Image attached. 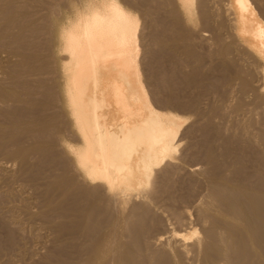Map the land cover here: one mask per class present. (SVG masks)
I'll list each match as a JSON object with an SVG mask.
<instances>
[{
  "label": "bare ground",
  "instance_id": "6f19581e",
  "mask_svg": "<svg viewBox=\"0 0 264 264\" xmlns=\"http://www.w3.org/2000/svg\"><path fill=\"white\" fill-rule=\"evenodd\" d=\"M213 1L142 0L140 3L144 4L145 10L141 6L142 11L139 8L141 13L137 15L129 9L135 8L130 6L133 0H0V263L3 258L6 259L5 264H17L18 259L23 263L28 251L25 246L32 239L46 240L49 250L47 254L44 252L46 255L39 262L29 264H264V168L260 169L264 165V157L252 152L257 147L254 144L261 147L264 144V130L254 141V137L249 135V128L253 126L250 120H247L242 136L233 135L226 140L227 144L224 143V149L219 147L223 149L222 154L215 151V155V147L205 144L204 163L210 166V170L218 171L225 163L234 165L235 170L227 174V180L223 179L230 185L214 181L211 177L207 186L211 195L221 203L209 199L210 196L207 198L211 202L205 201L209 202L211 213H207L205 202L206 211L200 206L195 209L196 220L200 222L198 227L207 224L202 235L192 227L186 228L190 224L182 215V219L185 217V224L181 221L182 226L177 220L180 226L175 223V230V227L173 230L167 227L171 231L166 230L163 235L157 232L158 236L147 238L148 225L152 230L157 223L154 218L158 215L157 212H154L156 215L153 213L155 217L150 214L154 211L151 203H157L161 192L169 195L168 190L173 187L169 177L172 178L175 171L171 166L175 165L176 156L182 153L178 151L184 149L181 145L182 149L178 150L180 144L177 141L183 124L171 110H183L188 99L191 103V98L197 100L201 95H191L186 99L189 94L185 96L184 93L190 89L188 86L183 94L180 92L179 89H186L185 85L197 83L187 74L176 71L181 66L173 68L179 76L173 74L172 69L169 74L176 77L174 81L178 79L176 81L180 82L181 78L184 87L173 82L174 77L167 74L166 69L165 72L163 69L150 72V78L143 79L141 63L150 50V44L143 42V31L140 32V28L145 26L142 23L144 17L150 12H156L154 15L162 12L164 15H161H167L172 21L168 24L173 29L174 25L178 27L174 33L181 29L186 31L184 37L181 32L176 33L183 38L179 35L172 38V28H165L163 34L156 28L163 35L157 38L155 29L161 59V55L171 49L188 57L197 47V43L195 46L193 42L191 44L192 37L190 43L186 42L190 35L194 33L193 38L197 35L201 41L203 31H197L195 20L199 10L201 23L205 24L202 26H207L206 29L212 30L211 34L215 36L212 39L218 48L217 58L224 68L220 72L222 81L228 84L235 82L241 99L233 106V111L246 109L248 101H244L245 105L242 100L248 96L252 99L248 113L252 109L260 110L264 120V0H228L222 8L211 7ZM70 3L76 4L73 5L77 7L75 16L66 26L61 25L56 33L55 19L63 9L66 13L72 11ZM158 19L152 21L150 17L151 22ZM153 24L149 22L150 26ZM187 31L191 33L189 36ZM204 32H207L206 36L209 34ZM168 37L172 38L170 43ZM181 38L186 41H181ZM210 55L206 56L211 58ZM173 58L174 62L176 58ZM210 60L212 62V58ZM200 62L198 59L199 65ZM157 64L153 63L151 71ZM168 76L173 77L172 80ZM164 77L167 80H161ZM150 82L154 84L153 91ZM198 85L202 86L201 83ZM196 86L192 89L195 90ZM201 86L199 89L197 86L199 91ZM227 87L221 96L225 97ZM152 93L159 95L158 101ZM209 93L213 92L207 91V97ZM190 103L185 105V110ZM158 104L166 108L163 111L170 109L171 113L169 110L165 113L158 111ZM196 104L195 101L189 107ZM210 111L206 112L208 126L212 125L211 116L217 115V108ZM214 128L212 125L209 130L220 132L219 127ZM237 142H242V146L232 144ZM179 157L183 159V156ZM245 162H250L251 166ZM190 189L187 195L192 191ZM187 195L184 194L185 197ZM201 198L203 196L200 195ZM184 199L180 203H184ZM159 201L156 206L161 204ZM160 206L157 207L162 214ZM149 214L152 220L148 225L139 223L135 229L129 230V224L143 222ZM227 219H234L235 223ZM162 227L166 229V226ZM37 245L34 246L37 248Z\"/></svg>",
  "mask_w": 264,
  "mask_h": 264
},
{
  "label": "rangeland",
  "instance_id": "374dc122",
  "mask_svg": "<svg viewBox=\"0 0 264 264\" xmlns=\"http://www.w3.org/2000/svg\"><path fill=\"white\" fill-rule=\"evenodd\" d=\"M134 2H131L130 3V6H134L135 8H129L131 11H133V12H135V14H137V15H139L141 12H140V7L142 6V8H143V10H145L144 9V4H142L141 5V3L140 2H142V0H139V1H137V0H133ZM221 1V2H220ZM227 1L228 0H215V1H213L214 2V4L211 6V7H223L224 5H226L227 4ZM138 2V4H136ZM220 2V3H219ZM252 2V1H251ZM140 3V4H139ZM144 3V2H143ZM218 5H217V4ZM222 3V4H221ZM224 4V5H223ZM73 5H76L75 3H70V7H71V9H72V11L70 12V13H66V10H62V12H60V15L55 19V22H54V27H55V29H56V33H57V30L58 29H60V27H61V25H64V26H66L67 25V22L68 21H70L71 19H73L74 18V16H75V13H76V11H77V7H73ZM155 6V5H154ZM138 8V9H137ZM140 8V9H139ZM197 9H199V7L197 6L196 7ZM196 9V10H197ZM209 9V8H208ZM136 10H138V11H136ZM141 11H142V9H141ZM197 12V13H196ZM195 13H196V15H195V20L197 21L196 22V24H197V31L198 32H202L201 33V35L204 37V36H206V33L207 32H204V31H208V35L206 36V37H201V35H200V38H201V41L199 40V38H198V40L196 41V36H194V38H193V34H191V33H189L188 34V31H187V35L189 36L190 34V37L187 39V41H186V39L185 40H183L182 38L184 37L183 35H185L186 34V31L185 30H180L179 32H176V33H180V34H182V36L180 35V34H177V36L180 38V36L182 37L181 38V41L183 40V41H186V42H188V43H190V40H191V44H192V42H193V44L195 43H197L196 45H197V47H194V49L192 50V51H194V54H192L191 56H192V58H194L195 60H192V58H191V56H188V57H184V56H182L181 55V53L179 54V52H176V51H172V49L169 51H165V53L168 55V58H167V55L166 54H163V55H161V57H162V59L160 58V53L158 52L159 51V47H160V45L158 44V39H156V37L157 36H160L161 38L163 37V35L161 36L160 34H159V29L160 30H162V31H160L162 34H163V32H165L164 31V29L165 28H167V29H170L171 30V28L173 29V26L171 27L170 26V24H171V22L172 21H170V20H168V19H170L167 15H166V17L165 16H163L164 15V13H157L158 15H154V13H156V12H152V14H150L149 12H147V13H149V16L151 17V20L152 21H154L155 19H158V21L160 22H158V21H156V22H151V20H150V17L149 16H146V17H144V19H143V22H142V20H141V22L145 25L144 26V29L142 28H140V32L141 31H143V32H141V34H143V42H144V44H145V42H146V44L145 45H149L150 44V46H148V49H150V50H152L151 52H150V50H148V54H146V56L144 55V57L146 58V59H143V61H142V63H141V69H142V71H143V79L144 80H146L147 78H150V72H152L153 73V71H156L157 69H159V70H161V71H163L164 69H166V71L168 72L167 74H169V72H172V71H169V70H173V74L175 73V69L177 68V67H185L184 69H182L181 67H180V71L178 70V69H176V71H178L179 73L181 72L183 75H185V74H187L186 76H188L190 79H192V81H196L197 83H194V85H192L191 83H189L188 85H185V83L183 84V83H181L182 82V80H181V78H179V81L180 82H177L178 81V79H176L175 81H174V79L176 78V77H174L173 75H170V74H172V73H170L169 75L170 76H173V77H170V76H168L169 77V79L170 80H172L171 78H173V82H175L176 84H181V86H183L184 87V85L186 86V89H184V88H182V91H181V89H179L180 90V92L182 93L184 90H187V86H188V88H190V89H188L187 90V92L185 91V96H186V93L187 94H189V95H187V97H186V99L188 98V97H192L193 95L196 97V96H198L199 97V95H201L199 98H196L197 100H195L194 98V100H192V98L190 99L191 100V103H190V101H189V99L187 100L188 102H186V100H185V97L182 95L181 97L182 98H184V100H185V102H186V104L187 103H190V104H188V107H189V105H194L195 104V101H196V103H198V104H196L195 106H190L189 107V109H188V107L186 108V110H185V105L183 106L184 107V109L182 110H178V109H176V111H174L173 109L171 110L172 111V113L174 114V115H176L177 117H179L180 119H181V122H182V130H180L179 132V134H178V137H177V141H178V143L180 144L179 146H180V148H178V150H180V149H182V147H181V145L182 146H184L183 148L184 149H182L183 151H178V152H182V153H180L181 155H177L176 156V162L174 163L177 167H175V168H173V166H175V165H173V166H171L172 167V171H176L177 173H175V171L174 172H172V173H174V174H172L171 172H170V174H172V178H170L169 177V179H171V182H170V185L171 186H173L172 187V191H173V188L175 187V189H174V191H173V194H171L172 192H171V190H168V193H169V195H167L166 193H163V195H162V192L160 193V197H159V199L157 200V203H158V201L160 200V201H162L161 202V204L159 203L158 205H161L162 207H164V209H165V206L167 207V209H163L161 206H160V210L162 211V214H165V212L167 213V211H168V214L166 215L165 214V216L164 215H162L161 213H159L160 211H158L159 210V208L156 206V204L157 203H154L155 201H153L152 203H151V208H152V210H154V211H151V215H153L154 217H155V215L158 213V215H156V217L157 216H164L163 217V219H165L164 221H163V219H161L162 218V216L159 218V217H153L154 219H155V221L157 222L156 223V225H154L155 227L151 230V228H150V224L148 225V223H149V221L150 220H152V217H150V214L147 216V218L145 217L144 219H143V222L141 223L140 221H136V222H134L133 224H129L128 225V227H129V230H133V229H135L137 226H139V223H140V225L141 224H146V225H148V228H149V230H151V231H149L148 230V236H147V238L149 239V238H152V237H154L155 235H159V234H157V232L158 233H160V235H163V233H165V232H167L169 229H171V230H173V228H174V230L177 228V226H180L179 224L181 223V226H182V222H184V218L185 217H187V221H185V222H187V224H190V225H187V227L186 228H189V227H192L194 230H196L197 232H199L198 234L199 235H202V229H204V227H205V229L207 228V224H203V225H200L199 227H198V225H199V221H197L198 219H197V215H196V210L198 209V206H200L199 208H201L202 210H204V211H206L207 210V213H211L210 212V206H209V202L208 201H210L211 202V200H208V198L207 197H210L209 199H213V200H216L217 202L219 201L220 203H221V200H219L218 198H214L212 195H211V190H210V188L208 187L209 186V182H210V179H211V177H212V180H214V181H216V180H218V181H221V182H223L225 185H230V183H229V181H224L223 179H225V177H227V174L228 173H230V172H232L233 171V169L235 170V167H234V165H228V164H226L225 163V166H223V167H221V169H218V171L217 170H210V166L208 167L207 165H205V163H204V155H205V151H206V149H205V147L209 144L210 146H213V148H214V152L216 151H219V152H217L218 154H222V151H223V149H224V146H225V144L224 143H226L227 144V142H226V140H228L229 139V137H231V136H233V135H236V136H242L243 135V128H245L246 126H247V120H250L251 121V123H252V127H250L249 129H250V131H249V135L250 136H252V137H254V141H255V137L256 136H258L259 135V132L261 131V130H264V125H262V121H264L263 119H262V114L260 113V110H255V109H252L253 111L252 112H250V113H248V110L249 109H251V106H250V104H251V101H252V99L250 98V97H245V100H242L243 101V103L245 104V102L244 101H248V102H246V104H248V105H246L247 106V110L246 109H243V110H240V111H233V106H235V104H236V102L237 101H239V100H241L240 99V97H239V95H237V91H236V86H235V82H234V84H232L233 83V81H231V82H229V84H228V82H224V80L222 81V77H221V73L223 72V66H221V63H220V61H218L219 59V57L217 58V53H218V48H217V46H216V44H215V40L214 39H212L213 37H215L214 35H213V33L211 34V32H212V30H207L206 28H207V26L204 28L203 26H202V24L203 25H205L203 22L201 23V19H200V17H199V10H197ZM147 13H146V15H147ZM161 14H163V15H161ZM151 15H153L154 17H152ZM148 17V18H147ZM154 19V20H153ZM161 19H162V21H161ZM166 19V21L167 22H164V20ZM148 20H150L149 22H150V24H153L154 25V28H152L153 27V25H149V22H148ZM147 21V22H146ZM158 22V23H157ZM162 22V23H161ZM170 22V24H168ZM200 22V23H199ZM141 23V24H142ZM147 23H148V25L152 28L151 29V31H149V26L147 25ZM157 25H156V24ZM165 23V27H163V24ZM143 24H142V26L141 27H143ZM170 26V28L169 27H167L168 25ZM172 25H173V23H172ZM147 26V27H146ZM156 26V27H155ZM160 26V27H159ZM200 26V27H199ZM175 27H177V26H175L174 25V29H173V31H171L172 32V38H174L173 36L175 35L176 36V33H174L176 30H178L177 28H175ZM158 30H157V29ZM163 28V29H162ZM201 28V29H200ZM146 29V30H145ZM148 29V30H147ZM155 29L158 31H155ZM180 29V28H179ZM145 30V31H144ZM153 30V31H152ZM145 32V33H144ZM152 34H151V33ZM154 32L156 33V37H155V34H154ZM182 32H184V33H182ZM196 34V33H195ZM210 35V36H209ZM144 36H146L145 38H144ZM148 36H151V38L150 37H148ZM176 36V37H177ZM154 37V38H153ZM165 37V36H164ZM186 37V36H185ZM192 37V38H191ZM147 38V39H146ZM152 38L154 39V44L156 43V46L153 44L152 45ZM157 38H159V37H157ZM167 37H165V39H166ZM172 38H169L168 37V42L170 43V41L169 40H171ZM191 38V39H190ZM190 39V40H189ZM193 39H195L194 41H196V42H194V41H192ZM210 40V41H209ZM200 41V42H199ZM223 41L226 43V41L223 39ZM211 42V43H210ZM148 43V44H147ZM201 43V44H200ZM192 44V45H193ZM195 44H194V46H195ZM206 44V45H205ZM209 44V45H208ZM210 44H211V46H210ZM159 45V46H158ZM188 45H190V44H188ZM203 47H202V46ZM154 46L156 47V48H154ZM191 46V45H190ZM193 47V46H192ZM192 47H190V48H192ZM199 47H201V48H199ZM196 48H197V50H196ZM203 48V49H202ZM156 49V50H155ZM198 49H200V50H198ZM212 49V50H211ZM214 49V50H213ZM211 50V51H210ZM190 51V50H189ZM192 51H191V53H192ZM204 51V52H203ZM207 51V52H206ZM168 52H172V53H168ZM202 52V54H200V53ZM211 52H213V53H211ZM154 53H156V54H154ZM177 54V56H178V59H177V56H176V54ZM151 54V55H150ZM153 54V55H152ZM200 54V55H199ZM205 56H204V55ZM211 54V55H210ZM156 55V56H155ZM175 55V56H174ZM204 56V58H203V56ZM211 56V58H212V62H211V58H209V57H207V56ZM212 55H214V57H212ZM152 56V58L150 59V57ZM166 56V57H165ZM171 56H172V58H171ZM143 57V58H144ZM156 57H158V58H156ZM164 57V58H163ZM173 57H175L178 61H176V59L174 60V62H173V60L172 59H174ZM191 59H190V58ZM154 58H156V59H154ZM171 58V59H170ZM181 58V59H180ZM185 58V60H183ZM186 58H189L190 59V61H189V59L187 60ZM203 58V59H202ZM198 59H199V61L201 60V62H200V65H199V63H198ZM208 59V60H207ZM217 59V60H216ZM146 60V61H145ZM161 60V61H160ZM163 60V61H162ZM168 60H171L170 62L168 61ZM182 60V61H181ZM150 61H151V63H150ZM158 61V62H157ZM181 61V62H180ZM195 61H197V62H195ZM155 62V64H157L156 66V69L154 70L153 69V67H152V71H151V66H153V63ZM157 62V63H156ZM169 62V63H168ZM182 62H184V63H182ZM192 62H194L195 64H192ZM202 62H203V64H202ZM161 63L163 64L162 66H161ZM178 63V65L176 66V64ZM181 63V64H180ZM188 63V64H187ZM198 63V64H197ZM216 63V64H215ZM245 64H246V62H244ZM144 64V65H143ZM164 64H166V65H164ZM187 65V66H186ZM198 67H197V66ZM247 65V64H246ZM172 68H171V67ZM220 66V67H219ZM164 67V68H163ZM166 67H170V68H166ZM216 67V68H215ZM173 68H175V69H173ZM222 68V69H221ZM163 69V70H162ZM145 70V71H144ZM219 70V71H218ZM222 70V71H221ZM185 71V72H184ZM217 71V72H216ZM148 72V73H147ZM164 72H165V70H164ZM187 72V73H186ZM196 74H195V73ZM214 72V73H213ZM221 72V73H220ZM177 73V72H176ZM175 73V75L176 76H179V75H177ZM178 73V74H179ZM188 73H192L191 75L190 74H188ZM213 73V74H212ZM220 73V74H219ZM190 75V76H189ZM192 75H193V78H192ZM196 75V76H195ZM218 76V77H217ZM167 77V76H166ZM166 77H164V78H161V80H163V79H166ZM197 77V78H196ZM195 78V79H194ZM199 78V79H198ZM168 79V80H169ZM149 80V79H148ZM156 80V79H155ZM167 80V79H166ZM198 80V81H197ZM213 80H214V82H213ZM221 80V81H220ZM157 81V80H156ZM158 81H160V78H158ZM165 81V80H164ZM200 81V82H199ZM226 81V80H225ZM151 84L150 85H152L153 86V89H152V87L150 86L149 88L150 89H152V91L154 90V84L152 83V82H150ZM199 83H201L202 84V86L201 85H198ZM227 83V84H226ZM183 84V85H182ZM195 84H197V86H198V89H199V86H201V88H200V91L197 89V86L195 85ZM224 86H223V85ZM158 85V84H157ZM191 85V86H190ZM190 86V87H189ZM195 87L196 86V88H195V90L194 89H192V87ZM212 86V87H211ZM226 86H228L227 87V93H226V95H225V97H227L226 98V100H225V97L224 96H221V95H223L222 94V91L224 90V88H226ZM229 86H230V88L231 89H234V90H231V89H229ZM193 87V88H194ZM148 88V90L149 91H151L150 89ZM214 88V89H213ZM192 89V90H191ZM205 89V90H204ZM207 89V90H206ZM218 89H219V91H218ZM211 91V92H213L212 94H210V95H208L209 97H207L206 95L207 94H205V93H207V91ZM151 91V92H152ZM205 93H204V92ZM216 91V92H215ZM231 93V94H229V92ZM233 91H234V93H233ZM236 91V92H235ZM162 92V93H161ZM180 92L178 93V94H180ZM190 92V93H189ZM196 92V93H195ZM160 93L161 94H163V95H166L165 94V91H162V90H160ZM182 93V94H183ZM192 93V94H191ZM215 93H217V94H215ZM153 94V93H152ZM155 94V93H154ZM153 94V96H154V99L156 100V101H158V99L157 98H160L159 97V95L157 96V94H155L154 95ZM160 94V95H161ZM204 94V95H203ZM219 94V95H218ZM228 94V95H227ZM181 95V94H180ZM192 95V96H191ZM217 95V96H216ZM156 96V97H155ZM162 96V95H161ZM193 96V97H194ZM206 96V97H205ZM216 96V97H215ZM238 96V97H237ZM222 97V98H221ZM234 97V99H232ZM236 97H237V99H236ZM181 98V99H182ZM203 98V99H202ZM224 98V99H223ZM231 98V99H230ZM248 98H249V100H248ZM202 99V100H201ZM230 99V100H229ZM244 99V98H243ZM183 100V99H182ZM218 100L221 102H218ZM234 100V101H233ZM236 100V101H235ZM192 101H193V103H192ZM211 101V102H210ZM225 101V102H224ZM184 102V101H183ZM184 102V103H185ZM230 102V103H229ZM211 103H213V105L215 106L214 108H213V105L211 104ZM202 104V105H201ZM159 105V104H158ZM155 106H157V103H156V105ZM161 106V107H160ZM197 106H199L198 108H197ZM210 106V107H209ZM250 106V107H249ZM158 107H160V108H158ZM158 107H156L157 108V110L158 111H160V112H163V113H165V112H167L168 110H169V112H170V109H168L167 111H163L164 109H166V108H163V106L162 105H159ZM193 107H195L197 110L200 108V110L199 111H197V110H194V108ZM208 107V108H207ZM249 107V108H248ZM162 108V109H161ZM202 108H204V109H202ZM210 108V109H209ZM215 108H217V112H216V116L213 114V116H211V122H212V125H213V127H215V128H218L219 129V133H215V132H211L209 129H212V125H210V126H208L207 125V113H210L211 111L210 110H214ZM229 108H231V110L229 109ZM191 110V111H190ZM204 110V111H203ZM175 113H174V112ZM180 111V112H179ZM194 111H197V113L195 112L194 113ZM201 111V112H200ZM203 111V112H202ZM210 111V112H209ZM255 111V112H254ZM168 112V113H169ZM189 112V113H188ZM201 114H200V113ZM207 112V113H206ZM236 112V113H235ZM258 112V113H257ZM171 113V112H170ZM231 113H233V114H231ZM246 113H247V115H246ZM253 113H254V115H253ZM195 114V115H194ZM198 114V115H197ZM221 114V115H220ZM225 114V115H224ZM260 114V115H259ZM179 115V116H178ZM210 115V114H209ZM220 117H219V116ZM237 117H236V116ZM221 116H223V117H221ZM228 116V117H227ZM241 116V117H240ZM246 116H248V117H246ZM194 118V120H192ZM205 118V119H204ZM233 118V119H232ZM243 118V119H242ZM184 119V120H183ZM262 119V121H260ZM186 120V121H185ZM214 120V121H213ZM255 120V121H254ZM193 122V123H192ZM197 122V123H196ZM200 122V123H199ZM218 124H217V123ZM219 122H221V123H219ZM224 122H226V124L224 123ZM228 122V123H227ZM261 122V123H260ZM224 123V124H223ZM260 123V124H259ZM201 124V125H200ZM206 125V126H205ZM225 125V126H224ZM234 125V126H233ZM255 125V126H254ZM258 125V126H257ZM222 126H223V128H222ZM238 126V127H237ZM240 126H241V128H240ZM208 127V128H207ZM227 127V128H226ZM263 127V128H262ZM214 128V129H215ZM255 129V130H254ZM222 130V131H221ZM253 130V131H252ZM258 130V131H257ZM196 131V132H195ZM203 131V132H202ZM237 131V132H236ZM198 132V133H197ZM210 134H209V133ZM223 132H224V134H223ZM236 132V133H235ZM188 133V134H187ZM202 133H204V134H202ZM258 133V134H257ZM212 134V135H211ZM219 134V135H218ZM187 137H186V136ZM196 135V136H195ZM195 136V137H194ZM200 136V137H199ZM193 139H192V138ZM204 138V139H203ZM181 139V140H180ZM187 139V140H186ZM202 139V140H201ZM207 139V140H206ZM218 139V140H217ZM253 139V138H252ZM191 140V141H190ZM213 140H214V142H213ZM220 140V141H219ZM195 141V142H194ZM207 141V142H206ZM218 141V142H217ZM258 141V140H257ZM234 142V141H233ZM207 143V145L205 146V144ZM215 143V144H214ZM218 144H222V146H219ZM233 145H235V146H242L241 144H242V142L241 143H232ZM259 144H262V143H259ZM192 145V146H191ZM218 146V147H217ZM254 146H257V147H254V151H252L253 153H255V154H261L262 155V157H264V144H262V147H261V145H258V144H254ZM261 147V149H260V147ZM195 147V148H194ZM219 147L221 148H223L222 150L221 149H219ZM197 148V149H196ZM201 148V149H200ZM203 148V149H202ZM218 148V149H217ZM193 149H196V150H193ZM205 149V150H204ZM204 150V151H203ZM261 150V151H260ZM263 150V151H262ZM187 151V152H186ZM256 151V152H255ZM177 152V153H178ZM186 152V153H185ZM204 152V153H203ZM215 152V155L217 154ZM184 153V154H183ZM179 154V153H178ZM179 156H183V159L185 160H183L182 159V157L180 158ZM219 156V155H218ZM189 157V158H188ZM196 157V158H195ZM187 158V159H186ZM181 159V161L178 163V161ZM197 159V160H196ZM199 159H200V161H199ZM192 162H190V161ZM181 163V164H180ZM197 163H199L198 164V166H197ZM200 163H202V164H200ZM247 163V164H246ZM250 163V162H249ZM248 162H245V164L248 166V167H250L251 166V164H249ZM178 164H180L181 166L179 167V165ZM193 164V165H192ZM228 165V166H227ZM230 166H232V167H230ZM264 165L262 164V167L260 168L261 170H262V168H264L263 167ZM171 167H168L169 168V171H171L170 170V168ZM185 167H186V169H185ZM197 167H198V169H197ZM206 167V168H205ZM206 169V171L205 170H203V169ZM228 168V170H226ZM174 169V170H173ZM188 169V170H187ZM229 169H230V171H229ZM182 170V171H181ZM207 170H208V172H207ZM203 171V172H202ZM183 172V173H182ZM189 172V173H188ZM191 172L194 174L193 176H192V174H191ZM205 172V173H204ZM209 172H210V175L208 176V174H209ZM212 172V173H211ZM222 172H223V175H222ZM179 173V174H178ZM186 173H188L187 175H186ZM202 175H201V174ZM177 176H176V175ZM207 174V175H206ZM214 174V175H213ZM221 174V175H220ZM173 176H175V177H173ZM183 176H185V177H183ZM186 177H187V179H186ZM208 177H210V178H208ZM219 177V178H218ZM180 178V179H179ZM182 178H183V180H182ZM206 178H208V179H206ZM220 178H222L221 180H220ZM172 179H173V181H172ZM177 179H179V180H177ZM225 180H227V179H225ZM203 181H204V183H203ZM175 182H177V184L175 183ZM186 182H187V184H186ZM194 182V183H197L196 185H198V183H199V185L198 186H196L194 183L192 184V183ZM172 183V184H171ZM175 183V184H174ZM184 183V184H183ZM190 183V184H189ZM227 183V184H226ZM182 186H180V185ZM205 186H207V187H205ZM183 185H184V187H183ZM186 185H187V187L189 188H192V189H190V190H192L193 192L195 191V189H196V191L194 192V194H195V197L194 196H192V194L193 193H191L192 191H190V193L188 194L189 196H190V194H191V196L190 197H194V201L192 200V198L191 199H189L190 197L187 195V192H189V189L187 188L186 189ZM200 185H203L202 187H200L199 188V186ZM179 186V187H178ZM195 186H196V188H195ZM178 188H180L179 190H178ZM183 189V193H182V189ZM184 188H185V190H184ZM195 188V189H194ZM197 188H198V190H200V191H198L197 190ZM202 188H203V190H202ZM206 188V189H205ZM177 189V190H176ZM205 189V190H204ZM201 190H202V192H201ZM177 193H176V192ZM186 191V192H185ZM199 193H198V192ZM203 191H204V193L206 194V197L204 196L205 194L203 193ZM206 191L209 193H206ZM186 193V195H187V197H185L184 196V194ZM181 193V195L182 196H184V197H182L181 195H179ZM197 193V194H196ZM203 193V194H202ZM166 194V195H165ZM171 194V195H170ZM177 196V197H175V195ZM193 194V195H194ZM198 194H200L201 195V197L203 196V198H201V200L199 199L200 198V195H198ZM208 194V195H207ZM162 195V196H161ZM173 195V198L171 197ZM166 196H169V197H166ZM181 196V197H180ZM198 196H199V198H198ZM175 197V198H174ZM189 197V198H188ZM164 198L166 199V200H164ZM172 201H170L169 199ZM177 198V199H176ZM183 199V198H185L184 200V203H182L183 201H181V203H180V200L181 199ZM196 198V199H195ZM169 201H168V200ZM173 199H174V203H173ZM191 201V206H190V204H189V200ZM208 200V201H205V200ZM218 199V200H217ZM175 200H177V201H175ZM179 200V201H178ZM212 200V201H213ZM159 201V202H160ZM163 201H168L167 202V204L166 203H164ZM199 201V202H198ZM193 202V203H192ZM203 203V202H205L206 204H207V207H208V209H206V204L205 203H203V205L201 204H197V203ZM208 202V203H207ZM155 204V207H154V204ZM172 204L174 207H172V205L170 206V204ZM179 203H180V205H179ZM187 204V205H185V206H183L184 204ZM194 203H196V204H194ZM152 204H153V206H152ZM178 204V205H177ZM178 207V209H177V207ZM183 206V207H182ZM194 206V207H193ZM154 207V208H153ZM170 207H172V208H170ZM180 207V208H179ZM184 207L186 208V209H184ZM171 211H170V210ZM177 209V210H176ZM183 210V213H182V210ZM190 209V210H189ZM196 209V210H195ZM206 209V210H205ZM176 210V211H175ZM195 210V211H194ZM177 212V215H175L174 216V214H175V212ZM179 211V212H178ZM185 211V212H184ZM156 214H155V213ZM170 212V213H169ZM172 212H174V213H172ZM155 215H154V214ZM179 213H181V214H179ZM184 213H185V215H184ZM160 214V215H159ZM188 214V215H187ZM185 216L183 219H182V217L183 216ZM194 215V216H193ZM196 215V216H195ZM177 216H178V218L179 217H181V218H179V219H177ZM148 217H150V218H148ZM160 220H159V219ZM142 219V218H141ZM148 221H147V220ZM153 219V220H154ZM157 219V220H156ZM170 219V221H168L167 222V220H169ZM188 219L190 220V222L188 221ZM197 219V220H196ZM158 220H159V222H161V224H159L158 223ZM178 220V223H179V221H180V223L178 224V223H176V221ZM183 220V221H182ZM196 220V221H195ZM229 220H231V222L232 223H235V221H233L234 219H227V221L228 222H230ZM147 221V222H146ZM162 221H163V224H164V222H165V224L163 225L162 224ZM182 221V222H181ZM151 222V221H150ZM185 222H184V224H185ZM189 222V223H188ZM193 223V225H191L192 223ZM197 222V223H196ZM137 223H138V225H137ZM171 224V225H168V224ZM175 223L176 224H178L177 226L175 225ZM197 225H196V224ZM158 225H160V226H158ZM173 225H175V226H173ZM206 225V226H205ZM135 226V227H134ZM162 226H166V229H165V227H162ZM172 227V228H170V227ZM195 226V227H194ZM201 226H203L202 228H201ZM132 227V228H131ZM159 229H158V228ZM167 227L169 228V229H167ZM163 228H164V232H163ZM184 228V227H183ZM200 228V229H199ZM191 229V228H190ZM156 230V231H155ZM167 230V231H166ZM171 230H169V231H171ZM161 231V232H160ZM155 232V233H154ZM188 232V231H187ZM198 235V236H199ZM163 238H165V236H163ZM34 241V242H33ZM35 241H37L38 243H36ZM29 242H30V244H29ZM45 242H47L46 240H32V239H30V240H28L27 241V244H26V246H25V250L27 251V249L26 248H28V251L26 252L27 254H25V256H24V258H23V263L24 264H26V262H27V264H29V263H35V262H39L40 261V258L42 257V258H44V256L47 254V251L49 250V243L47 242V243H45ZM34 243V244H33ZM43 243V244H42ZM28 244L29 245H31L30 247L28 246ZM37 244H40V245H37ZM34 245H37V248L39 249H37L36 248V246H34ZM45 245V246H44ZM40 246H42V247H40ZM43 247H45V248H43ZM33 249V248H35V249H33V251L32 250H29V249ZM42 248V249H41ZM37 249V250H36ZM43 249H45V250H43ZM35 250V251H34ZM37 251V252H36ZM36 252V253H35ZM44 252H46V254H44ZM29 253V254H28ZM34 253V254H33ZM37 254V255H36ZM38 254H39V256H38ZM29 256V257H28ZM31 256V257H30ZM37 256V257H36ZM27 257V258H26ZM33 257V259H31ZM29 258V259H28ZM37 258V259H36ZM41 258V259H42ZM5 260V261H2V260ZM2 260H1V263L0 264H5V262H6V259L5 258H3ZM35 259V260H34ZM17 260V259H16ZM30 260V261H29ZM21 261V263H22V260H20ZM20 261H19V259L17 260V264H20ZM22 263V264H23Z\"/></svg>",
  "mask_w": 264,
  "mask_h": 264
}]
</instances>
